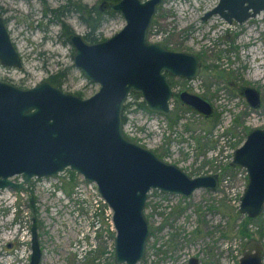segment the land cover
<instances>
[{
  "label": "rangeland",
  "instance_id": "1",
  "mask_svg": "<svg viewBox=\"0 0 264 264\" xmlns=\"http://www.w3.org/2000/svg\"><path fill=\"white\" fill-rule=\"evenodd\" d=\"M94 1L0 0V16L22 54L21 67L0 64V79L30 86L50 73L62 71V89L80 90L82 96L94 92L98 84L85 79L72 64L69 45L61 42L65 38L60 29L64 21L82 33L86 27L80 21V12L74 7L68 9V4L90 5ZM216 2L161 0L147 29L148 41L199 58L196 77L189 81L171 78V82L175 89L189 86L190 91L209 100L212 116L205 118L173 99L171 112L165 117L140 109L126 110L128 125L124 129L132 140L187 174L215 172L221 181L228 177L229 186L221 184L215 190L199 187L189 196L150 189L143 211L150 234L136 264H187L190 255L197 256L199 264H237L248 238L255 237L264 246V209L246 223L252 235L245 237L238 232L246 218L237 211L235 201L245 185V176L243 169L228 165L232 149L248 130L264 129V62L245 54L247 21L228 25L217 14L201 18ZM123 23L122 16L113 13L105 16L95 31L108 36ZM230 81L260 86L262 106L248 107L231 89ZM68 170L33 177L23 190L0 188V264H28L34 245L39 248L37 264H124L113 260L114 230L110 227L106 238L99 236L93 247L78 256V236L91 233L89 211L96 187ZM12 179L18 180L19 175ZM160 226L162 229H158ZM32 236L36 238L34 245ZM161 242L168 244L167 250L159 254ZM207 247H211L210 252Z\"/></svg>",
  "mask_w": 264,
  "mask_h": 264
},
{
  "label": "water",
  "instance_id": "2",
  "mask_svg": "<svg viewBox=\"0 0 264 264\" xmlns=\"http://www.w3.org/2000/svg\"><path fill=\"white\" fill-rule=\"evenodd\" d=\"M161 0H117L107 6L119 12L123 25L104 40L88 43L78 33L68 39L73 47L72 64L96 91L86 97L63 92L47 80L27 87L0 81V188L23 190L33 177H46L64 168L93 182L109 207L114 230L113 260L136 264L144 254L149 236L144 206L150 189L189 196L196 188L215 190L217 173L189 175L178 165L129 138L122 129L125 97L137 92L146 108L166 115L172 95L164 72L193 77L199 69L195 54L170 50L148 42L145 34ZM264 11V0H218L201 16L217 14L230 22ZM0 64L20 66L0 17ZM240 93L252 107L260 105L255 87ZM181 102L204 116L212 106L204 97L179 91ZM228 164L243 168L245 185L238 196L237 211L256 217L264 209V129H249L232 150ZM19 175L18 180H13ZM35 242V236H32ZM263 245L255 237L244 243L237 264H264ZM34 245L28 264H37ZM188 264H196L191 256Z\"/></svg>",
  "mask_w": 264,
  "mask_h": 264
},
{
  "label": "flooded vegetation",
  "instance_id": "3",
  "mask_svg": "<svg viewBox=\"0 0 264 264\" xmlns=\"http://www.w3.org/2000/svg\"><path fill=\"white\" fill-rule=\"evenodd\" d=\"M115 1H117V0H95L94 2H91V4L90 5H87L86 4V2H84V3H82V2H80V3H77V2H72V3H69L68 5H70V6H68V9H72L73 7V9L75 10V11H77V12H80V14H79V17H80V21L82 22V24H83V26H85L86 28L85 29H83V32L81 33V32H77V31H75V30H72V28L67 24V26L69 27V30L68 31H66V30H62L61 29V27H60V29H61V33H63L64 34V38H65V41L63 40H61V42H65V43H67L68 45H69V48H70V52H71V54H70V56H71V60H72V54H73V47H72V45H71V43H70V41H69V39H68V36H69V34H71V33H78L79 35H80V37L82 38V39H84L85 41H87L88 43H93V42H97V41H101V40H104L105 38H107L108 36H110V35H108V36H101L100 34H99V32H97V31H95L96 30V28L98 27H96V28H92L91 26H90V24H88L86 21H84V19H83V17H85V18H87V16H89V14H92L93 15V17H95V18H97V21H99V23L105 18V16H108V15H111V14H113V13H118L119 15H121L119 12H117V11H113V10H111L108 6H107V3H112V2H115ZM218 1V0H217ZM80 9V10H79ZM91 11H90V10ZM156 9V8H155ZM100 13H98V12ZM84 12V13H83ZM155 12V11H154ZM83 13V14H82ZM154 14V13H153ZM99 15V16H98ZM122 16V15H121ZM153 16V15H152ZM211 16V15H210ZM219 16V15H218ZM1 17V19H2V22H3V26H4V29H5V31H6V33H7V36H8V39H9V41H10V43H11V45L13 46V48L15 49V51L17 52V55H18V57H19V59H20V66L19 67H21V65H22V54L16 49V47H15V41H14V39L11 37V35H10V31H9V29H8V27L6 26V24H5V20L3 19V17L2 16H0ZM220 17V16H219ZM123 18V17H122ZM208 18V17H207ZM226 24H228V25H231V24H233V22L235 23V24H240L241 22H243V21H247V25H246V31H247V40H246V43H245V47H246V52H245V54H246V56L247 57H252L253 58V60H255V61H259V62H261V61H263L264 62V11L261 9V10H259V11H257V12H255L254 14H252V15H248L243 21H241V22H238V21H236L234 18H231V20H230V22H228V21H226V20H224L222 17H220ZM152 19V18H151ZM124 21V20H123ZM63 23H65L64 21H62ZM62 22H61V24H62ZM150 22H151V20H150ZM150 22H149V24H150ZM99 25V24H98ZM123 25V24H122ZM149 26V25H148ZM147 29H148V27H147ZM119 30V29H118ZM117 31V30H116ZM115 31V32H116ZM60 33V32H59ZM114 33V32H113ZM112 33V34H113ZM147 30H146V34H145V37H146V40L148 41V39H147ZM59 41V40H58ZM60 42V41H59ZM148 42H151V41H148ZM153 42H157V41H153ZM159 43V42H158ZM160 45H162V46H164V47H166V48H168L167 46H165L164 44H161V43H159ZM168 49H170V50H175V51H180V50H177V49H171V48H168ZM197 57V56H196ZM199 59V58H198ZM199 62H200V60H199ZM2 65V64H1ZM200 65L201 64H199V69H200ZM3 66H7V65H3ZM14 67H17V66H14ZM257 67V66H256ZM199 69H198V71H199ZM198 71H197V73H196V75H194L193 77H182V76H178V75H172V74H169V73H167V72H164V77H165V79H166V81H167V83H168V85H169V87H170V90H171V92H172V95L169 97V99H168V107H169V112H168V114H166V115H163V114H159V113H155V112H152V111H150V110H148L147 108H146V106H145V104H144V102L142 101V99H141V96L137 93V92H130V93H128L127 94V96L125 97V99H124V102H123V106H122V111H121V123H122V129H123V132L126 134V135H128V132H126L125 131V127H126V125H128L127 123H128V119L126 118V114H125V112H126V110L128 111V110H134V109H140V110H144V111H146V112H149V113H151V114H153V113H155V114H159V115H162V116H167V115H169V113L171 112V107H170V102H171V100H173V99H175L177 102H179L180 103V105H182L183 107H185L186 109H189V110H192V111H195V112H197L196 110H194V109H192V108H190L188 105H186V104H184L183 102H181L180 100H179V98H178V96H177V93L179 92V91H182V90H184V91H186V92H189V93H196V92H192V91H190V89H189V86H182V87H177L176 89L173 87V83L171 82V78H179V79H183V80H186V81H189L190 79H192V78H194V77H196L197 76V74H198ZM59 72H61L62 73V71H59ZM58 71H55V72H53V73H50L49 75H47L46 77H44L43 79H45V80H47L50 84H52L53 86H55V87H57V88H59L61 91H63V92H68V93H71V94H75V95H78V96H80V97H86V96H82V94H81V91L80 90H74V91H66V90H64V89H62L61 87H60V83H59V85L58 84H54V83H52L50 80H49V76L51 75V74H55V73H59ZM262 74H264V72H262ZM82 75V74H81ZM83 76V75H82ZM84 77V76H83ZM62 78H63V75L62 74H60V75H58V79L59 80H61L62 81ZM85 78V77H84ZM43 79H41V80H43ZM86 79V78H85ZM63 80H65V73H64V78H63ZM0 81H2V82H5V83H8V84H12V83H10V82H8V81H5V80H1L0 79ZM89 81V80H88ZM38 82V81H37ZM36 82V83H37ZM89 82H93V81H89ZM96 83V82H95ZM35 84V83H34ZM230 86H231V89L232 90H235L243 99H244V101H245V103L248 105V107H250V108H252V109H254V107H252V106H250L248 103H247V101L245 100V98H244V96L240 93V91H241V88L242 87H255L257 90H258V92H259V98H260V105L258 106V107H255L256 109H258L259 107H261L262 106V104H263V99H262V88L260 87V86H258L257 84H254V82L253 83H245V84H239V83H236V82H233V81H230L229 83H228ZM12 85H14V84H12ZM15 86H17V87H19V88H27V87H29V86H18V85H15ZM31 86V85H30ZM98 88V87H97ZM97 90V89H96ZM95 90V91H96ZM93 93V92H92ZM196 94H198V93H196ZM90 95V94H89ZM198 95H200V94H198ZM88 96V95H87ZM201 96V95H200ZM203 97V96H202ZM205 98V97H204ZM206 99V98H205ZM209 101V100H208ZM140 102H142L143 104H144V107H141L140 105H139V103ZM210 102V101H209ZM210 104H211V106H212V114H213V105H212V103L210 102ZM198 113V112H197ZM198 114H200V113H198ZM212 114L210 115V116H212ZM200 115H202V114H200ZM203 117H205V118H208V117H210V116H204V115H202ZM233 150V149H232ZM232 153V152H231ZM157 155V154H156ZM159 156V155H158ZM160 157V156H159ZM229 165V164H228ZM64 169H68V168H64ZM213 173H215V172H213ZM197 174H201V172L200 173H197ZM195 175V174H194ZM217 175H218V183H217V185L219 186L220 185V177H219V174L217 173ZM245 176V175H244ZM178 195V194H177ZM163 227H165V226H163ZM158 229H162V226H160ZM149 234H150V230H149ZM33 242H31V244H32ZM216 243V242H215ZM158 244V243H157ZM166 244H168V242H161V245L159 246V248H157V251L159 252V254L161 253V252H165L166 250H167V245ZM33 245H34V243H33ZM263 245V244H262ZM213 249H216V246H214V244H213ZM263 250H264V246H263ZM207 251L208 252H210L211 251V247H207ZM264 255V254H263ZM191 256H193V257H195L196 258V264H199V259L197 258V256H194V255H190L189 257H191ZM189 257L187 258V260H186V263L188 264V259H189ZM29 258H30V256H29ZM264 263V262H263Z\"/></svg>",
  "mask_w": 264,
  "mask_h": 264
},
{
  "label": "built area",
  "instance_id": "4",
  "mask_svg": "<svg viewBox=\"0 0 264 264\" xmlns=\"http://www.w3.org/2000/svg\"><path fill=\"white\" fill-rule=\"evenodd\" d=\"M227 178H224L222 181H220L221 184L225 185V188H228L229 182H227ZM88 182L86 181V184ZM98 196V197H96ZM94 203L91 202V210L89 211V218H90V234L84 235L80 234L76 241V249H78V256H83L85 254L86 249H89L90 247H93L96 244V241L99 236L102 238H106V234L109 232L108 228L112 230L111 228V220H110V209L109 207L104 204V201L99 197L96 191L95 198L93 199ZM238 203V195H237V202L235 201V204ZM93 207V208H92ZM99 212H101V216H99ZM99 229V230H98ZM93 230V231H92ZM85 245V248L82 247V245ZM81 245V246H79Z\"/></svg>",
  "mask_w": 264,
  "mask_h": 264
},
{
  "label": "trees",
  "instance_id": "5",
  "mask_svg": "<svg viewBox=\"0 0 264 264\" xmlns=\"http://www.w3.org/2000/svg\"><path fill=\"white\" fill-rule=\"evenodd\" d=\"M80 10V9H79ZM90 10V9H89ZM91 11V10H90ZM98 12V11H97ZM99 13V12H98ZM100 14V13H99ZM81 15V14H80ZM99 16V15H98ZM81 17V16H80ZM82 18V17H81ZM84 21H86L88 24H90V26L92 28H96L99 24V21H97V18L93 17L92 14H89V16H87V18L83 17ZM61 29L62 30H66L68 31L69 30V27L67 26L66 23H63L61 24ZM59 72V71H58ZM61 72L59 73H55V74H51L49 76V80L54 83V84H58L61 83V80L58 79V75H60ZM64 74V73H63ZM139 105L141 107H144V104L142 102L139 103ZM70 171V170H68ZM71 174H73L72 171H70ZM258 216L256 217H247L245 216L246 218V222H243V224H241V226L238 228V232L242 234V236H245V237H249L250 235H252V232L249 231V229L246 227V223L249 221V220H252V219H255L257 218ZM261 231H259L258 233L260 234Z\"/></svg>",
  "mask_w": 264,
  "mask_h": 264
}]
</instances>
